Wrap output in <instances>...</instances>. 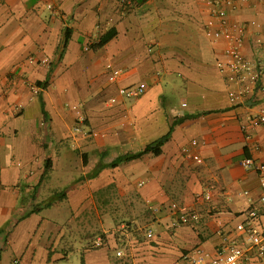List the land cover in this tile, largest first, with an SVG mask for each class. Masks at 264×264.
I'll use <instances>...</instances> for the list:
<instances>
[{
    "label": "crops",
    "instance_id": "1",
    "mask_svg": "<svg viewBox=\"0 0 264 264\" xmlns=\"http://www.w3.org/2000/svg\"><path fill=\"white\" fill-rule=\"evenodd\" d=\"M210 15L206 0H0V264H174L197 248L215 256L249 245L251 212L264 235L258 174L240 166L264 164V125L252 124L264 114V76L255 87L247 74L257 92L231 103L238 88L217 66L227 43L208 36ZM228 19L248 25L244 56L264 68V0L239 3ZM108 66L119 72L113 82ZM139 83V98L118 94ZM168 133L160 156L108 168ZM66 170L80 176L53 194ZM108 188L134 211L129 230L113 201L99 207ZM134 191L156 212L140 213ZM84 218L97 220L105 246L69 227Z\"/></svg>",
    "mask_w": 264,
    "mask_h": 264
},
{
    "label": "built area",
    "instance_id": "2",
    "mask_svg": "<svg viewBox=\"0 0 264 264\" xmlns=\"http://www.w3.org/2000/svg\"><path fill=\"white\" fill-rule=\"evenodd\" d=\"M211 8L210 20L207 24V34L213 41L224 40L227 43L225 50L226 60L218 62V68L231 77V84L237 87V91H230L229 99L232 104L237 105L243 103L248 97L249 93L254 95L257 90L264 92V85L260 86L257 90L246 86L245 76L250 74L251 81L259 85V81L264 76V68L260 65L259 61L254 64L246 59L244 56V43L247 38L248 25L238 22H231L228 19L230 11L237 8V5L247 0H206ZM262 57L264 60V44L262 46ZM44 62V61H43ZM110 72V81H115L119 76L117 70H113L108 66ZM254 87V86H253ZM146 91V84L139 83L134 87L120 89L118 94L126 100H135L143 95ZM111 102H115L111 99ZM254 127L264 125V114L255 116L252 119ZM192 147H197V141L191 142ZM183 155L189 160H193L197 164H201L202 160L199 155L184 148ZM240 166L247 171H254L258 174L259 184L261 188L260 201L264 204V164L256 162L252 158H244L240 161ZM206 200L210 199L206 195ZM173 208L176 207L173 205ZM250 218L244 226L247 235L248 246L246 247H233L226 253H217L211 256L202 249H195L192 252L183 255L179 261L174 264H264V235L254 227L253 222L257 219L256 212L250 213ZM180 220L186 222V217L181 216ZM152 232L149 231L147 237H151ZM101 240H98L94 245L99 247ZM120 256V254H118Z\"/></svg>",
    "mask_w": 264,
    "mask_h": 264
},
{
    "label": "rangeland",
    "instance_id": "3",
    "mask_svg": "<svg viewBox=\"0 0 264 264\" xmlns=\"http://www.w3.org/2000/svg\"><path fill=\"white\" fill-rule=\"evenodd\" d=\"M61 174H62V177L60 179L62 180L61 184L63 185V189L61 190L60 189L61 187H60L58 190L56 189V191L53 192V194H57V193H58V195L62 194L63 191H66L67 189H69L71 187V181L72 180L76 181V179H78V177L80 176V172L78 170H70V171L66 170V171H63ZM137 189H139V188H137ZM106 191L107 192H104V195L103 194H99L100 195L99 198H97L95 196L99 207H103L104 205H106V204H104L105 202H102L103 200L109 199V202L113 201V202H110V205H113L115 207L116 217H118L120 220L129 221L130 218L134 216V213H133L134 211L131 210L130 204H127V201L125 199H124V202H123V199H121L117 195V191L116 190H114L112 188H108ZM132 195H134L135 200H136V204L134 205V207H137V210L140 213L142 211H144V212L148 211L149 209H152L151 211L156 212L157 207H156V209L152 208V207L150 208V205L148 203H146L142 199H140V197L138 196L139 194H138L137 191H134L132 193ZM179 203L180 202L175 201L174 205H175L176 208L181 206V204H179ZM165 210L172 211L173 209L170 206H167L165 208ZM165 210H164V212H165ZM152 221H153V218L150 219L151 223H152ZM144 222H146V220H143V221L141 220L140 224L139 223L138 224L139 225H143ZM96 223H97V220L95 218H92V219L84 218V219L76 220V221L70 223L69 227L76 228L75 230L78 232V234H79V232H81V236L82 237H84V238L88 237L87 239L89 241H91L89 243H91L93 245L92 242L98 236L101 239V236L105 235L102 232V230L96 228ZM89 227H91L92 230H89ZM86 228H88L89 232L86 231ZM89 243H88V245H89Z\"/></svg>",
    "mask_w": 264,
    "mask_h": 264
},
{
    "label": "trees",
    "instance_id": "4",
    "mask_svg": "<svg viewBox=\"0 0 264 264\" xmlns=\"http://www.w3.org/2000/svg\"><path fill=\"white\" fill-rule=\"evenodd\" d=\"M67 33H68V30H66V36H65L66 40L64 42L65 44H66V41H67V38H68L67 37ZM115 36H116V32L114 30H110L105 35H103L96 44L91 45L92 51H97V50L101 49L107 43H109ZM38 85H40V84H38ZM169 137H170V133H168L166 136L158 139L157 141L149 144L148 146H146L140 152L127 153V154H124V155H121V156L117 157L112 163H110L108 165V168H111V169L117 168L120 164L129 163V162H132L134 160L141 159L145 155H151L153 157L160 156L162 154L161 148L169 140ZM50 162H51L50 160L47 161L46 167H47V164L50 163ZM46 171H47V168H46ZM179 221L182 224H187L188 223L187 218H186V222H182L181 220H179ZM123 224H124L126 230H129L131 228V225H132L130 220L129 221H124L123 220V221L119 222L117 226H120V225H123ZM133 228L136 229V226H133ZM115 237H116L117 240H119L120 234L116 233ZM101 241L102 242H101V245L99 247L105 246V244H106V235H102L101 236Z\"/></svg>",
    "mask_w": 264,
    "mask_h": 264
}]
</instances>
